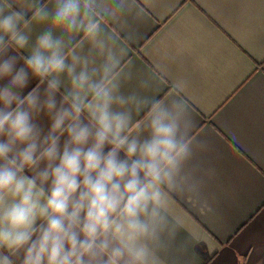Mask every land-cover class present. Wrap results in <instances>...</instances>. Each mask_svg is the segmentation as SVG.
<instances>
[{
	"label": "clouds",
	"instance_id": "obj_1",
	"mask_svg": "<svg viewBox=\"0 0 264 264\" xmlns=\"http://www.w3.org/2000/svg\"><path fill=\"white\" fill-rule=\"evenodd\" d=\"M144 22L138 0H0V264H168L207 206L187 80L128 88Z\"/></svg>",
	"mask_w": 264,
	"mask_h": 264
},
{
	"label": "crops",
	"instance_id": "obj_2",
	"mask_svg": "<svg viewBox=\"0 0 264 264\" xmlns=\"http://www.w3.org/2000/svg\"><path fill=\"white\" fill-rule=\"evenodd\" d=\"M138 4L146 39L129 50L128 88L156 64L166 67L165 95L172 80H187L195 134L209 142L201 158L214 169L207 206L184 210L168 264H264V0Z\"/></svg>",
	"mask_w": 264,
	"mask_h": 264
}]
</instances>
